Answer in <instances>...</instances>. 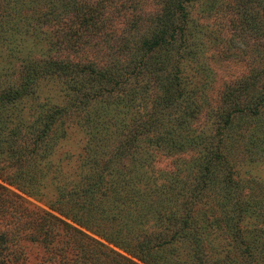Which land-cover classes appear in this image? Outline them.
I'll return each instance as SVG.
<instances>
[{"label": "rangeland", "instance_id": "obj_1", "mask_svg": "<svg viewBox=\"0 0 264 264\" xmlns=\"http://www.w3.org/2000/svg\"><path fill=\"white\" fill-rule=\"evenodd\" d=\"M1 2L0 18L8 20L0 21V36L13 42L0 44V264H91L93 257L123 264L115 263L118 253L149 264L50 207L51 172L30 153L47 134L54 157L68 152L79 162L89 142L115 156L143 154L154 176L179 183L180 203L193 190L194 212L206 204L221 214L219 229L167 244L159 264H192L200 245V254L245 249L233 222L264 234V0ZM13 10L24 17L10 18ZM234 137L244 145L230 147ZM39 183L49 198L30 193H42ZM159 202L162 209L137 224L147 233L159 232L151 224L160 215L157 229L177 222L167 214L174 201ZM44 210L99 241L75 233L69 247L63 227L33 241L31 214Z\"/></svg>", "mask_w": 264, "mask_h": 264}, {"label": "trees", "instance_id": "obj_2", "mask_svg": "<svg viewBox=\"0 0 264 264\" xmlns=\"http://www.w3.org/2000/svg\"><path fill=\"white\" fill-rule=\"evenodd\" d=\"M19 3H30L26 0L19 1ZM17 0H7V3H18ZM0 6L3 4L0 0ZM12 9L17 10V5H9ZM11 12L10 18H15L17 16H22V12ZM6 18H0V21ZM8 20V19H6ZM70 27V26H69ZM14 40V39H13ZM13 42L4 39L0 36V44L3 46L6 43ZM38 62V61H35ZM258 106L259 103L256 102ZM258 110V109H255ZM234 113V112H233ZM245 113V111L243 112ZM257 113H259L257 111ZM49 135L41 138V143L38 144V148L30 152L35 155V160L41 157L39 163L41 166L46 167V173L51 175L50 185L54 189L52 191V196H54L50 201V207L59 208V212L71 220L74 224L80 225L86 230L97 235V237L104 239L108 243H112L128 251L132 255H137L138 257L146 258L149 264H159L158 260L163 257L161 256L160 250L164 252V248L167 244L172 243L176 238L187 235L191 236V239L197 238L203 228L211 227L214 229H219L222 225L221 214L216 213L215 208L211 209L204 204L205 207L201 210L194 212L191 209V204L194 203L193 198L189 193H193V190L187 191L184 201L180 203V197L177 193V187L179 183L174 182L172 179L164 180L159 175H153L149 170V165L145 161V157L141 155H129L125 152L119 155H111L112 152L107 148L101 149L98 144V149L89 142L85 145L83 152L79 154V162L73 158V154L66 153L54 157L56 150L51 149L52 145L48 139ZM234 137L233 144L230 147L237 145L239 148L244 145V142L236 139ZM55 139V138H53ZM58 139V138H56ZM252 143V140H250ZM45 144V148H39L40 145ZM253 145V143H252ZM235 147V146H234ZM235 147V148H238ZM25 154V152H24ZM20 157V160L23 158ZM28 158V155H25ZM136 157L134 160L132 158ZM222 162L226 161L225 158H220ZM21 166V167H20ZM17 170L19 172L16 177H21L23 179V165H20ZM22 168V169H21ZM141 169H144L142 171ZM232 169L229 168L224 172V179H229L231 176ZM169 171H165L167 174ZM172 173L171 171L169 174ZM154 177V180L152 179ZM160 179L165 182H159L155 185L156 180ZM212 183V182H210ZM134 184V186L132 185ZM136 184V185H135ZM141 184V187H138ZM201 184V183H200ZM199 184V185H200ZM40 190L42 193L30 192L37 197L48 196V188L43 183H39ZM210 185L208 181L203 182L202 186L197 188H206ZM213 185V184H211ZM20 186V185H19ZM55 186V188H54ZM220 191L227 192L228 189L222 183H218ZM23 190L25 188L21 187ZM26 192L28 190H25ZM220 192V194H225ZM228 193V192H227ZM162 196H168L171 199L168 220L169 223L176 220L177 222L166 224L164 226V231L160 228L157 223L160 215L155 223V232L152 231L147 233V230L143 229L137 224H143V220L146 217L153 218L154 212L157 208H161L160 202L158 200ZM159 197V198H158ZM66 203L63 207H59L61 204ZM56 203V206L54 205ZM167 203V202H165ZM184 207V208H183ZM128 208L132 209L133 216L126 214ZM162 209V208H161ZM177 209H179L177 211ZM117 212V213H116ZM114 213V214H113ZM120 214V215H119ZM118 215V217H116ZM128 215V216H127ZM181 218L179 222L178 217ZM33 219V226L35 228L33 235L34 240L37 241V237L40 235L39 232L43 234V238H50L58 234H66L67 242L75 237V233L81 235L83 242L88 240H94L98 242V239L93 238V236L87 234L84 230H77L72 224L65 219H61L55 216L53 213L47 211H35L31 214ZM40 217L42 219L40 220ZM139 217V218H136ZM140 219L142 221H140ZM46 222L45 224H41ZM176 225V229H172ZM63 227V232L59 230ZM154 227V226H153ZM230 231L234 234V238L239 240V236L245 243L246 248L241 249L242 245L240 243L235 247H214L212 252H202L198 251V260L193 261L192 264L205 263L210 264H260V256H264V234H255L251 227H240L237 223L233 222L232 226H229ZM30 235V236H31ZM42 236V235H41ZM170 236V237H168ZM255 240H254V239ZM98 240V241H97ZM157 240H160L157 244ZM103 244V243H102ZM197 245V244H195ZM210 244L203 245L206 248ZM74 247L71 242L69 247ZM78 248L79 245H78ZM206 248L204 250H206ZM220 250V251H217ZM257 250V251H256ZM256 251V252H255ZM218 252H220L218 254ZM82 253H80V256ZM118 257L115 259V263L123 264H136L131 258L126 257L123 254H117ZM157 257H159L157 259ZM95 264V258L90 262Z\"/></svg>", "mask_w": 264, "mask_h": 264}]
</instances>
